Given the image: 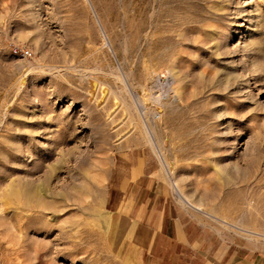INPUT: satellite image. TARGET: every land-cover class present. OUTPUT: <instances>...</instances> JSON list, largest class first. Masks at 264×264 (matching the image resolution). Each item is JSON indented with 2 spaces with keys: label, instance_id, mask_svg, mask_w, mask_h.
<instances>
[{
  "label": "rangeland",
  "instance_id": "rangeland-1",
  "mask_svg": "<svg viewBox=\"0 0 264 264\" xmlns=\"http://www.w3.org/2000/svg\"><path fill=\"white\" fill-rule=\"evenodd\" d=\"M141 146L264 245V0H0V264H122L107 181Z\"/></svg>",
  "mask_w": 264,
  "mask_h": 264
},
{
  "label": "crops",
  "instance_id": "crops-1",
  "mask_svg": "<svg viewBox=\"0 0 264 264\" xmlns=\"http://www.w3.org/2000/svg\"><path fill=\"white\" fill-rule=\"evenodd\" d=\"M106 204L109 245L122 264H264V245L185 210L146 146L115 152Z\"/></svg>",
  "mask_w": 264,
  "mask_h": 264
},
{
  "label": "built area",
  "instance_id": "built-area-1",
  "mask_svg": "<svg viewBox=\"0 0 264 264\" xmlns=\"http://www.w3.org/2000/svg\"><path fill=\"white\" fill-rule=\"evenodd\" d=\"M14 51L16 52V51H17V49H14ZM25 53H27V52L25 51Z\"/></svg>",
  "mask_w": 264,
  "mask_h": 264
},
{
  "label": "bare ground",
  "instance_id": "bare-ground-1",
  "mask_svg": "<svg viewBox=\"0 0 264 264\" xmlns=\"http://www.w3.org/2000/svg\"><path fill=\"white\" fill-rule=\"evenodd\" d=\"M196 208V207H195ZM196 209H198V208H196Z\"/></svg>",
  "mask_w": 264,
  "mask_h": 264
}]
</instances>
